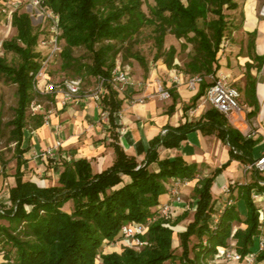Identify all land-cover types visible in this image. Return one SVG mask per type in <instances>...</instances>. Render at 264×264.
Masks as SVG:
<instances>
[{
	"label": "trees",
	"instance_id": "16d2710c",
	"mask_svg": "<svg viewBox=\"0 0 264 264\" xmlns=\"http://www.w3.org/2000/svg\"><path fill=\"white\" fill-rule=\"evenodd\" d=\"M44 1L59 17L63 69H74L77 75L85 69L88 77L105 80L110 78L116 57L123 47L147 25L154 27V61L162 59L167 69H180L174 64L176 49L173 46L164 49V40L169 34L178 41L184 40L180 45L181 51H185L188 45L192 47L181 69L185 75H214L218 69L217 55L226 40L228 23L224 11H236L238 8L236 0H153L151 17H147L142 11V0ZM208 15L212 18L209 19ZM200 20L202 27L198 25ZM11 27L15 36L0 46V51L11 52L20 58V62L12 66L0 57V76L16 86L17 99L13 117L6 123L10 128L7 145L13 144L14 186L8 192L10 206L0 212V217L9 223L8 226L0 225V254L3 253L8 264H95L97 256L101 264H209L218 248H227L231 244L242 258L254 253L255 263L264 264V250L255 248L261 225L251 200L254 189L264 194V176L253 171L252 182L239 187L237 200L245 205L244 219L240 218L239 209L233 204L224 208L215 229L210 225L216 212L210 194L215 177L232 160L252 163L257 144L253 138L242 137L213 108H208L195 122L166 128L164 134L150 142L141 163L128 156L119 146L117 135L112 134L110 146L115 159L106 170L93 173L89 161L78 159L61 163V171L53 186L41 188L23 180L22 167L26 163L23 158L26 149L22 148L24 132L28 128L41 127L45 112L51 107L32 115H28V110L37 97L45 96L52 106L55 101L54 95L48 94V97L34 89L33 78L39 69L40 58L37 51L39 27L21 10L13 14ZM255 38V33L248 34L249 51L254 47ZM79 47L91 55L90 65H80L72 57L73 49ZM249 57L257 61L259 70L263 58ZM133 58L147 73L145 60L138 55ZM250 67L246 64L244 88L245 102L252 108L247 113L249 119L256 115L257 105L256 80L249 73ZM211 84L203 80L183 111L194 109ZM105 88L101 108L108 115L110 127L114 128L117 127L122 100L108 84ZM170 94L172 105L169 111H173L177 95L172 90ZM197 130L204 135H214L227 145L230 159L211 176L196 182L193 218L186 230L178 235L180 255L174 254L173 232L165 224L175 225L188 213L173 221L156 219L148 226L147 233L140 237L145 245L139 249L125 247L120 254H100L103 241L115 240L123 226L145 223L155 216L153 208L158 205V198L166 193L171 180L196 179L199 175L196 165L187 164L180 157L160 159L159 150L179 147L189 133ZM258 182H263V185L258 186ZM228 188L231 192L232 186ZM68 203L72 204L71 208ZM66 206L69 212L64 209ZM235 223L244 225V228L234 230Z\"/></svg>",
	"mask_w": 264,
	"mask_h": 264
},
{
	"label": "crops",
	"instance_id": "0c3cea01",
	"mask_svg": "<svg viewBox=\"0 0 264 264\" xmlns=\"http://www.w3.org/2000/svg\"><path fill=\"white\" fill-rule=\"evenodd\" d=\"M239 18H234L231 36L226 37V48L217 55L218 69L215 76L227 77L234 87L238 86L242 100L245 102L244 88L246 64L251 65L249 73L255 78L256 115L248 122L257 134L253 137L257 144L253 150V158L257 159L264 152V22L259 11L264 0H240L237 3ZM255 33V44L251 51L247 49L248 34ZM249 55L262 57L263 62L257 70V61L251 60ZM178 67H181L177 63ZM145 77L132 78L143 82L139 89L136 86L128 89L129 99H121L120 115L116 120L117 127L111 128L109 123L101 119V111L97 104L87 96L93 89L96 78L83 79L79 96L70 104L61 107L55 104L45 112L47 120L37 128H28L24 132L22 148L26 149L23 158L26 163L22 167L23 180L35 183L44 188L56 184L63 161L85 159L90 162L93 173H100L109 168L115 159L112 134L117 135L119 146L128 155L135 158L138 163L145 159L150 142L168 127H177L185 122H195L209 108L200 99L194 109L184 112L183 108L189 105L198 90H191L186 84L176 85L171 76L177 71L186 77L181 70H169L163 61H157L147 67ZM170 89L177 95L173 111H169L172 99L160 100L154 93L158 85ZM149 96L144 103H134L131 98ZM246 103V102H245ZM248 112L251 107L245 104ZM45 118V117H44ZM59 143L52 158H47L44 152ZM160 159L180 157L187 164H194L199 170L196 179L179 190L181 202H175L167 192L158 198V205L168 204L174 215L171 220L177 219L183 213L188 217L194 213L193 190L198 179L209 177L216 170L225 165L229 157V147L214 135H204L200 131H193L187 135L186 140L174 149H160ZM244 164L232 160L228 166L218 174L211 186L210 194L214 201V210L222 209L225 197L222 191L232 186L231 199L239 208L242 201H238L239 187L252 182V175L243 172ZM26 172V173H27ZM14 175V174H13ZM13 175L7 178L9 189L14 186ZM47 182L46 186H39L40 178ZM127 181V178H124ZM43 182L41 183L43 185ZM172 180L170 181V183ZM168 187V186H167ZM9 194H7V197ZM68 206V205H67ZM69 212V207H66ZM241 219L244 216L240 215ZM191 220H182L178 226L183 231ZM244 228V225H241Z\"/></svg>",
	"mask_w": 264,
	"mask_h": 264
},
{
	"label": "built area",
	"instance_id": "2783aa9c",
	"mask_svg": "<svg viewBox=\"0 0 264 264\" xmlns=\"http://www.w3.org/2000/svg\"><path fill=\"white\" fill-rule=\"evenodd\" d=\"M2 6L6 14V18L11 23L12 16L17 11L26 12L35 26L39 27L41 31H44L42 38L38 40L37 51L40 54L39 58V69L35 73L33 78L34 89L36 92L42 95H54L55 102L61 107L72 103L80 94L83 82L80 78L70 79L63 82V87L60 90H55V86L49 81L47 77V71L50 64L60 54V29H59V17L56 15L45 3L44 0H2ZM259 15L264 22V5L259 11ZM227 42L224 40L221 45V51L226 48ZM209 79L212 83L211 86L206 90L205 94L200 100L206 104L209 108H213L220 112L228 122L230 126L236 129L242 137L253 138L257 134V131L250 126L247 119V107L242 100L240 92L231 85L227 77L207 75L203 76H186L183 77L181 74L174 73L171 76V80L174 84H186L188 88L195 91L199 89L200 84L203 80ZM108 84L112 91H114L119 98L122 100L129 99L128 89L136 86L137 89L143 86V82L135 81L132 76L125 69L120 68L116 65L112 70L110 78L105 80L103 78H96V83L93 89L88 91L87 96L92 99L101 111V119L108 123V115L102 111L101 99L106 93L105 85ZM156 96L160 100L171 99L170 89H166L161 84L158 85L154 91ZM149 96H142L137 98H131L132 102L142 104ZM33 113L41 111L40 105L34 103L30 106ZM120 111L118 112V116ZM47 116V115H46ZM44 118V123L47 118ZM165 130L161 132L164 134ZM60 146L56 143L55 146L47 149L44 155L47 158L54 156L55 150ZM256 171L260 175L264 176V152L255 159L252 163L244 164L243 172L250 173ZM197 178V177H196ZM189 181L172 180L167 187V194L175 201L181 202V196L179 190L186 186ZM258 186H262L263 182H258ZM225 197V205L222 209L217 210L211 217V227L215 229L219 223L220 216L226 206L233 205L229 188L226 187L223 190ZM251 200L254 204L262 203L264 201V194L259 193L256 189L251 191ZM2 212V209L0 210ZM155 216L147 219L145 223H131L123 226L120 230L121 236L126 242L130 243L128 247L139 249L145 245L140 239L143 237L148 230V226L156 221L158 218L168 219L172 218L174 213L171 207L166 205H160L155 210ZM258 223L261 225L264 222V206L257 207ZM258 250H264V238L259 236L258 239ZM244 263V264H255V254L251 253L242 258L233 248V244L227 248H218L215 253L213 260L209 264H229V263ZM9 262L0 255V264H8ZM12 263V261H10Z\"/></svg>",
	"mask_w": 264,
	"mask_h": 264
},
{
	"label": "rangeland",
	"instance_id": "374dc122",
	"mask_svg": "<svg viewBox=\"0 0 264 264\" xmlns=\"http://www.w3.org/2000/svg\"><path fill=\"white\" fill-rule=\"evenodd\" d=\"M142 11L145 13L147 17H151L150 11L154 5L153 0H142ZM236 2H240V0H236ZM237 11V10H236ZM228 23L227 27V33L226 37H230L232 33V28L234 26V18L238 16V13L235 11H224ZM208 18H212L210 15H208ZM34 24V23H33ZM198 25L202 27V21L200 20L198 22ZM37 27V26H36ZM38 28V27H37ZM154 27L151 25L144 26L140 32L132 39V41L125 45L122 49V52L118 54L116 57V65H119L120 68L125 69L128 71V73L131 76L135 77H145L147 73L143 70V68L140 66V64L133 58L134 55H138L142 57L145 62L147 63V67L151 68L155 62L162 61V59H159L157 61H154V56L156 55V48L154 43ZM39 31L40 28H39ZM44 35V31L39 32V39L42 38ZM15 36V30L11 27V23L6 18V14L4 12V8L2 6V0H0V46L3 41H7L12 39ZM181 43H184V40H176L173 36L167 34L164 40V49H168L170 46H173L176 49V55L174 59V64L177 65L180 64L181 70L184 63L188 60V54L192 51L191 45L187 46V49L185 51L180 50ZM60 46L62 48L63 42L60 41ZM0 57H4L9 65L16 66L20 62V58L11 53L7 52L4 53L2 50L0 51ZM72 57L76 58L78 60V63L80 65H90L91 64V55L83 48H74L72 51ZM178 67V66H177ZM176 73H179L176 71ZM47 77L49 81L55 86V90H60L63 87V82L70 79L75 78H82L87 79L88 76L85 71V69H82V73L80 75H77L74 72V69H63L62 67V60L60 54L54 59V61L50 64L48 71H47ZM208 82H210L209 79H207ZM235 88L238 89V86L235 84ZM50 97V95H48ZM16 86L11 84L10 82L6 81V79L2 76H0V127L2 129V136L0 138V210L4 208H8L10 206L9 202V196L7 197V194H9V186L7 183V178L11 177L15 172V160L13 155V144L7 145V139L9 136V130L6 126V123L10 121L13 117V109L16 106ZM55 101V99H54ZM35 105L41 106V111L45 107H52V103L49 99L44 97H37L35 102H33ZM39 103V104H38ZM32 110L29 108L28 115H32ZM38 113V112H37ZM27 171H24L23 174H28ZM40 178L39 186H46L48 185L47 182H43ZM43 182V185L41 184ZM223 193V191H222ZM70 208L72 207V204H67ZM256 209L257 207L264 206V201L262 203H256L254 204ZM67 207V206H66ZM66 207L64 209H66ZM239 212L241 216L245 215V205L243 203L239 204ZM193 214L191 216L185 218L186 220L190 219L192 220ZM184 219V220H185ZM165 220H171V218L165 219ZM180 223V222H179ZM172 225L171 223L165 224V227L169 228L173 232V240H172V248L174 250L175 256H179L181 253V249L179 247V239L178 235L186 230V226L184 227V230H180V226L178 224ZM8 222L6 219H2L0 217V225L1 226H8ZM242 224H234V230L237 228H240ZM264 238V228L260 229V235ZM258 236V237H259ZM256 246L258 247V241L255 242ZM130 243L126 242L125 239L121 236L120 232L118 236L113 241H103L102 247L100 250V254H110V253H118L120 254L122 250L127 248ZM191 246V245H190ZM0 255H3L0 254ZM95 264H101V261L99 259V256H97V259L95 260ZM229 264H244V263H229ZM256 264V263H255Z\"/></svg>",
	"mask_w": 264,
	"mask_h": 264
}]
</instances>
